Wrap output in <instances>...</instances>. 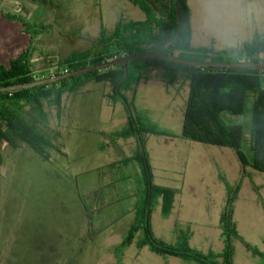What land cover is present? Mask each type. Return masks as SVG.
I'll list each match as a JSON object with an SVG mask.
<instances>
[{"label": "rangeland", "instance_id": "374dc122", "mask_svg": "<svg viewBox=\"0 0 264 264\" xmlns=\"http://www.w3.org/2000/svg\"><path fill=\"white\" fill-rule=\"evenodd\" d=\"M145 1L156 14L164 12L160 0ZM100 3L102 0H0V12L21 18L37 37L41 32L49 33L47 27H51L53 34L45 35L44 44H39L43 54H35L34 58L37 62H43L40 68L33 71L44 77L48 72L42 66L47 65L48 59L59 57L58 49L62 57H67L72 51L95 50L102 46L103 39L111 36L104 29L99 36L95 33ZM255 4L259 5L261 12L264 11V0ZM191 5L193 47H210L216 51L239 50L253 39L252 33L243 29V17L228 16V2L208 0L201 3L191 0ZM204 11L207 13L204 14ZM104 18L106 24L107 13ZM8 25L0 20V65H6L13 59L7 62L15 49L14 44L23 45L25 39L16 34L15 25L10 28ZM56 66L52 63L49 67L55 69ZM96 88L91 94H86L84 89L78 95L72 93V97L68 96L66 115L59 126L52 118L50 128L57 130L56 145L61 152H52L50 161H44L26 145L18 149L5 143L1 146L0 264H67L68 254L74 252V248L77 253L80 249L90 251L79 257L78 264H101L104 255H107L104 260L111 261L112 253L108 251L121 243L122 239L117 234L121 224L110 228L104 225L118 210L112 205L95 210L96 205L90 204L84 196L82 171L86 164L83 159L92 155L93 139L83 142V129L75 137L74 134L69 135V127L73 125L81 128L86 123L99 126L101 87ZM148 89L151 91L147 96L143 98L142 94L139 95L145 103V115L159 128L174 134L172 138H180L167 143L170 139L148 135L145 151L151 178L154 177L158 186L174 185V169L183 162L187 165L186 174L181 179L176 178L181 182L176 186L181 192L177 195L176 211L175 198L169 213L174 212L172 217L162 215V203L160 209L159 203L154 205L150 219L153 236L169 246L186 244L205 255H220L225 246L221 237L220 217L230 192L233 222L240 238L232 242L233 264H262V259L254 257L246 246L255 247L264 254V173L247 167L248 176H242L241 162L231 148L190 141L184 145L181 134L189 92L188 81L181 80L174 86L164 87L154 84ZM84 97L89 100L86 105ZM140 97L138 100H141ZM251 113L252 104L249 102L244 121L229 113L224 114L229 123L243 126L241 150L249 163L253 159ZM50 134L55 135L52 131ZM112 148L118 147L112 144ZM132 163L137 165L136 162ZM78 170L81 171L79 174ZM108 170L111 169L102 171ZM98 172L94 170L93 174ZM74 175H77V181ZM110 190V187L103 189L104 202L113 198ZM84 205L93 218L91 228L82 215L81 206ZM133 250H136L135 242L127 250L126 261H130ZM145 250L157 261L149 262L148 253L144 252L140 257L142 264H196L175 257H161L149 248Z\"/></svg>", "mask_w": 264, "mask_h": 264}, {"label": "trees", "instance_id": "16d2710c", "mask_svg": "<svg viewBox=\"0 0 264 264\" xmlns=\"http://www.w3.org/2000/svg\"><path fill=\"white\" fill-rule=\"evenodd\" d=\"M147 14L144 22L120 20L114 33L102 41L97 52L75 53L62 60L49 78L66 72L124 58L133 54L156 52L170 54L197 62L264 63V37L256 36L242 49L216 51L210 47L195 48L191 40V11L188 0H179L181 29L175 0H160L165 9L160 15L153 12L142 0H130ZM10 20H18L25 32L32 34L29 24L17 16L3 14ZM34 36V35H33ZM126 70L128 72L126 76ZM30 63V53L24 52L8 64L0 65V88L40 80ZM106 82L111 89L106 98L112 103L121 102L129 113L128 125L112 134L114 139L135 137L139 147L129 158L140 169V190L137 194L136 218L130 230L115 249L117 264H124V257L131 243L138 249L149 248L163 257H175L196 264H233L232 242L240 240L233 222V200L230 192L220 217L221 237L224 249L220 255H205L190 249L186 244L169 246L157 240L151 231L150 219L154 205L161 200L163 215L173 208L177 191L155 185L145 151V136L175 137L163 130L145 114L139 113L125 93L139 85L158 80L166 86H174L181 80L189 83V95L184 112L181 137L194 143L233 149L242 165V176H248L247 167L264 173V69L249 68H197L169 60L147 57L129 61L127 68L121 64L101 71L90 72L53 84L13 92L0 93V166L1 146L5 143L18 149L28 146L41 159L48 162L52 152H61L55 136L57 130L50 128L52 118L60 125L66 113V100L88 81ZM251 113L252 163L247 162L241 150L243 126L229 123L224 114L245 120L248 104ZM54 132L55 135L50 134ZM1 175V174H0ZM254 256L262 259L264 254L257 248L246 246Z\"/></svg>", "mask_w": 264, "mask_h": 264}, {"label": "crops", "instance_id": "0c3cea01", "mask_svg": "<svg viewBox=\"0 0 264 264\" xmlns=\"http://www.w3.org/2000/svg\"><path fill=\"white\" fill-rule=\"evenodd\" d=\"M145 2V4L148 5V3L145 0H142ZM199 2H206L208 0H198ZM212 1V0H211ZM216 1H223L228 2V5L230 7L228 11V16L231 18H239L243 17V25L246 30H249V32L252 33L253 39L256 36H263L264 37V11L261 12L259 10V5L255 4L256 2H259L260 0H216ZM188 5L191 11V28H192V17H193V9L191 5V0H188ZM98 9V15H97V31L95 32L96 35H101L102 30L104 29L105 32L112 35L117 27V24L120 20H125L128 22L138 23V22H144L147 19L146 12L139 7L138 5L134 4L130 0H102V3H100ZM102 7V8H101ZM150 7V6H149ZM3 13V12H2ZM105 13H107V23L105 24ZM202 12H199L201 14ZM204 14L207 13V11L203 12ZM201 14V15H204ZM0 20L4 22L6 25L9 24L8 27L10 28L12 25L16 26V34L19 36H24V42L23 45H19V43L14 44L13 47H15L14 50H12L11 54L9 55L8 61L12 58H15L19 56L20 54L26 52L30 53V63L33 67V70H37L42 65L41 62H37L35 58V54L42 55L43 51L39 48V44L42 42L45 38V35H48L50 33L53 34L51 27L49 28V33H40V37L33 36V34H28L25 32V27L23 24L18 20H10L4 17L3 14L0 12ZM28 34V35H27ZM44 35V36H42ZM43 37V39H42ZM252 39V40H253ZM251 40V41H252ZM250 41V42H251ZM44 44V43H43ZM30 47V50H29ZM48 47V46H47ZM52 47V46H49ZM56 47V46H53ZM102 49V46L95 49V50H77L72 51L67 57H62L60 53V49H58L57 52H59V57L55 56L54 58L48 59L47 65H43V70H46L49 73H53L56 71L57 66L55 69L49 67L52 63L53 64H59L62 60H65L69 56L75 53H84V52H97ZM8 64V63H7ZM41 64V65H40ZM48 67V69H46ZM35 74L38 77L40 74L37 73V71H34ZM90 83V84H89ZM159 84V86L164 87L165 84L158 81V80H151L148 83H143L139 85L136 89L133 91H128L125 93L126 97L133 102L136 110L139 113L146 114V109L144 108V101L143 98L149 94L151 90L148 88L150 85ZM89 85V86H88ZM90 85H97L98 87H101L99 90V100L101 105V120L99 126H93V124H85L84 128L81 127H75L73 125L72 127H69V135L71 136L74 134V137L77 134H80V129H83L81 131V138H83V142H88L90 139H93L94 148L92 150V155L84 156V163L86 166H84V178H83V187H84V196L88 198V202L90 204H95L96 209L106 207L109 208L115 207L117 209V213L113 216H110L107 221L104 223L106 228H110L114 225L121 224V229L119 231L118 236H120V240L124 239L128 231L130 230L132 224L135 222L136 218V203H137V194L140 190V169L137 167L136 164L130 162L128 159L133 157L135 154L137 148H138V140L135 137L132 138H118L114 139L112 137V134L116 131H120L124 129L128 123H129V113L125 107V105L121 102H117L115 104H112L107 98V94L111 92L110 86L106 82H97L94 80L88 81L84 83L81 88L74 92L72 95H78L82 90L85 89L86 94H91L94 89H97L95 87L89 89ZM87 87V88H86ZM142 94L141 98L139 95ZM69 96V97H72ZM189 95V92H188ZM141 98V100H138V98ZM85 98V97H84ZM188 99V96H187ZM89 102L88 99L85 98V105ZM187 102V100H186ZM186 107V104H185ZM62 126V125H61ZM148 135L145 136V140L147 141ZM167 138V137H165ZM170 140H167V143H170L168 141L173 140H179L180 138H168ZM184 141V145H187L189 141L181 139ZM194 143V142H193ZM112 144L116 145L118 148L113 149ZM105 146L104 148L102 147ZM170 145V144H169ZM124 149V151H122ZM117 154L116 156L110 153ZM69 157V156H68ZM75 162V160L73 161ZM93 162V163H92ZM71 166V164H70ZM103 169H111L106 171H102ZM99 172L96 174H93V171ZM175 171H178L176 173L173 171L175 184L174 185H160L161 187H171L174 188L178 193L181 192L180 189H177L176 186H179L181 184L180 181H176V178L181 179L183 175L186 174L187 171V165L185 162L180 163L175 169ZM78 170V173L79 174ZM168 173V172H166ZM75 178L77 175H74ZM172 176V174H171ZM77 181V178H76ZM152 182L157 185L154 181V177L152 176ZM158 183V182H157ZM158 186V185H157ZM110 187L113 198L107 199L105 202L103 201V189ZM177 195H176V201H175V211H176V204H177ZM100 203H105L104 206L99 205ZM158 209L161 208V200H159ZM82 215L84 216L85 222L88 224L89 228L92 226V215L90 214V211H87V206L84 205L82 207ZM80 208V209H81ZM162 213V211H161ZM174 212H172L171 215H169L167 218L172 217ZM163 215V214H162ZM165 217V216H164ZM121 240V242H122ZM119 245V244H118ZM116 245L113 249L108 251L109 254L112 253L111 261L104 260V257H107V255H101V264H117V260L115 257V249L118 246ZM136 245V243H135ZM147 248V247H146ZM146 248L138 249L136 245V250H133V254H131V259L128 262L126 261L127 258V251L125 253L124 257V264H142L140 261V257L142 253H148L149 262H155L157 261L155 256H152L149 254V252H146ZM128 250V249H127ZM89 254L90 251L85 252L82 249L76 252L74 248V252H69L68 254V260L67 264H78L79 257L84 256L85 254ZM97 253V252H92ZM155 254V253H154ZM163 257V256H161ZM179 259V258H177ZM99 261V260H98ZM100 262H97L96 264H99Z\"/></svg>", "mask_w": 264, "mask_h": 264}, {"label": "water", "instance_id": "95a60500", "mask_svg": "<svg viewBox=\"0 0 264 264\" xmlns=\"http://www.w3.org/2000/svg\"><path fill=\"white\" fill-rule=\"evenodd\" d=\"M176 2V14H177V21L179 24L178 27V33L180 32V11H179V5L178 2L179 0H175ZM147 57H157L165 60H169L175 63L183 64L186 66H192V67H197V68H249V69H264V63H253V62H236V63H215V62H197V61H191L187 59H183L181 57L175 56L173 52L170 54H162V53H156V52H149V53H140V54H133L126 56L121 59L105 62L99 65H94V66H89L86 68H82L76 71H71V72H66L64 74L60 75H55L49 78H42L40 80H36L34 82L30 83H24V84H16V85H11L8 87H2L0 88V93H5V92H13V91H19V90H24V89H30L38 86H44V85H49L53 84L59 81H63L68 78H73L77 77L83 74H87L90 72H95V71H101L104 69H108L111 67H115L118 65H125L127 68V64L129 61L138 59V58H147ZM128 72L126 70V76Z\"/></svg>", "mask_w": 264, "mask_h": 264}]
</instances>
